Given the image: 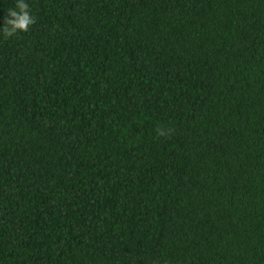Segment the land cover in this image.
Returning <instances> with one entry per match:
<instances>
[{"label": "trees", "instance_id": "trees-1", "mask_svg": "<svg viewBox=\"0 0 264 264\" xmlns=\"http://www.w3.org/2000/svg\"><path fill=\"white\" fill-rule=\"evenodd\" d=\"M26 2L0 264H264V0Z\"/></svg>", "mask_w": 264, "mask_h": 264}, {"label": "clouds", "instance_id": "clouds-1", "mask_svg": "<svg viewBox=\"0 0 264 264\" xmlns=\"http://www.w3.org/2000/svg\"><path fill=\"white\" fill-rule=\"evenodd\" d=\"M34 23V16L31 14L26 0H16L15 7L8 10L7 18L0 24V34L12 38L18 32L29 31Z\"/></svg>", "mask_w": 264, "mask_h": 264}]
</instances>
